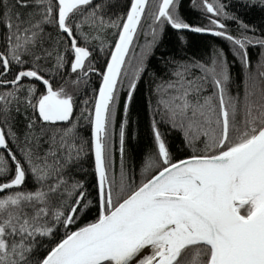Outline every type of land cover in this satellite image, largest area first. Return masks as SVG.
Listing matches in <instances>:
<instances>
[{"label": "snow or ice", "instance_id": "obj_1", "mask_svg": "<svg viewBox=\"0 0 264 264\" xmlns=\"http://www.w3.org/2000/svg\"><path fill=\"white\" fill-rule=\"evenodd\" d=\"M178 3L129 0L113 19L108 0H0V264H264V60L252 71L248 54L249 46L264 49V36L247 35L239 21L240 35L228 32L219 18L237 17L221 0H201L210 26L187 22ZM148 18L153 37L168 25L230 41L248 82L234 89L222 51L173 62L155 89L154 150L137 183L115 164L112 121L125 58ZM110 29L100 86L76 116L70 88L98 71L92 43L103 44ZM143 70L128 84L125 115ZM81 119L90 139L80 135ZM161 125L180 132L193 154L175 158ZM89 152L91 199L78 177ZM93 204L95 219L77 226Z\"/></svg>", "mask_w": 264, "mask_h": 264}, {"label": "trees", "instance_id": "obj_2", "mask_svg": "<svg viewBox=\"0 0 264 264\" xmlns=\"http://www.w3.org/2000/svg\"><path fill=\"white\" fill-rule=\"evenodd\" d=\"M225 5V12L228 15L237 17V20L225 19L220 17L223 23L227 25V30L233 36H239L241 29L239 22L248 25L249 31L246 33L249 36L257 37L264 36V4L260 0H221ZM108 13L113 19L117 16H122L127 10L129 0H108ZM155 10L154 6L151 8ZM177 11L190 24L197 26H210L207 16L201 7V0H179ZM152 20L150 18L142 21L136 36L133 40L129 54L126 58L123 69L128 67L129 72L132 69L135 58L142 49L143 55L141 61L134 69V74L139 67H143V72L140 73L139 80L136 81L137 89L133 96L132 104L129 107L128 113L125 115L122 111L126 92L123 93L120 101L118 124H116L115 132H119V127L122 120H127L125 151L123 155V165L129 175L137 182H141L145 176L144 161L146 157L153 152L154 142L151 131V119L154 115L153 109L156 106V86L161 83L162 79H166L168 71L173 62H187L190 60L209 61L218 51H222L227 58L230 66V72L233 81H235L234 89L243 90L247 84L248 71L242 68L238 58L233 54V45L230 41L221 37H211L206 35H197L191 32H178L168 25H164L163 30H158L155 36V41L152 46L149 44L145 48L142 46L147 43L143 34L145 30L152 32ZM116 29H110L104 43L93 41L92 47L95 51L92 53V63L98 70L91 73L85 78L87 83H82L78 89H71L75 95V102L79 106L75 112L79 116L80 109L85 107L83 101L89 100L88 107H91L93 99L101 83L100 73L106 67L109 60V53L112 51L110 45L114 41V36L110 33ZM55 35V32L53 33ZM141 34V35H140ZM181 36L183 39H181ZM58 38V37H57ZM62 47V46H61ZM103 48V51H101ZM264 52L259 45L249 46L248 54L252 64V71L258 66L260 60H264L261 53ZM63 72H69L67 67L62 69ZM131 76L129 82L133 79ZM59 79V77H56ZM128 81V80H127ZM159 119V117H157ZM116 121V123H117ZM24 127L23 117L19 118L17 131L22 132ZM80 135L85 139H90V126L86 121H80ZM161 131L165 134L170 150L177 159L187 158L192 155V151L185 147L183 137L180 132L171 130L167 125H161ZM115 149V148H114ZM114 159H119L120 153L114 152ZM86 172L78 173V177L83 179L90 192V199L95 197L96 190L93 187L95 176L93 172L94 159L92 154L85 158L83 162ZM97 215L96 206L93 204L90 211L81 216L79 225L86 224L95 219Z\"/></svg>", "mask_w": 264, "mask_h": 264}, {"label": "rangeland", "instance_id": "obj_3", "mask_svg": "<svg viewBox=\"0 0 264 264\" xmlns=\"http://www.w3.org/2000/svg\"><path fill=\"white\" fill-rule=\"evenodd\" d=\"M139 29V28H138ZM141 35V34H140ZM143 36L147 39V40H145L147 43H145V45L144 46H142L143 48H145L146 46H148L149 44L152 46V44L154 43V41H155V37H153V35H152V32H151V30H150V32H149V30L147 31V30H145V33L143 34ZM143 55V51H142V49L140 50V52L138 53V57H136L135 58V62H134V65H133V67H132V69L130 70V72H129V69H128V67H126V69L124 70H122V76H121V80L123 81V83H122V87H123V90L125 91V92H127V88H128V84H129V80L131 79V76L134 74L133 72H134V69H135V67L137 66V65H139V63H140V61H141V56ZM128 80V81H127ZM124 118H125V114H124ZM115 127H116V122H115V117H114V119H113V121H112V151H113V155H114V152L116 153H120L119 152V147H120V145H119V132H115ZM115 148V149H114ZM120 155V154H119ZM114 161H115V164H116V166L117 167H119V165L121 164V163H123V161H121V158H120V156H119V159H114Z\"/></svg>", "mask_w": 264, "mask_h": 264}, {"label": "flooded vegetation", "instance_id": "obj_4", "mask_svg": "<svg viewBox=\"0 0 264 264\" xmlns=\"http://www.w3.org/2000/svg\"><path fill=\"white\" fill-rule=\"evenodd\" d=\"M93 73H95V72H93ZM123 73V72H122ZM91 74V73H90ZM90 74H89V76H90ZM88 76V77H89ZM122 76V75H121ZM87 78V77H86ZM125 91L123 90V87H122V85H120V84H118V93H117V102H116V106H115V122L118 120V118L120 117L119 116V109L121 110V108H120V101H121V97H122V95H123V93H124ZM116 124H118V121H117V123ZM115 155V154H114ZM114 155H113V157H114Z\"/></svg>", "mask_w": 264, "mask_h": 264}, {"label": "water", "instance_id": "obj_5", "mask_svg": "<svg viewBox=\"0 0 264 264\" xmlns=\"http://www.w3.org/2000/svg\"><path fill=\"white\" fill-rule=\"evenodd\" d=\"M138 31V30H137ZM183 32H190V31H183ZM191 33H193V32H191ZM194 34H197V35H206V36H211V37H216V36H213V35H211V34H207V33H194ZM135 38V37H134ZM134 40V39H133ZM132 46V45H131ZM131 48V47H130ZM113 50V49H112ZM129 51H130V49H129ZM129 54V53H128ZM128 56V55H127ZM127 56H126V58H127ZM126 58H125V61H126ZM109 59H110V57H109ZM123 70V69H122Z\"/></svg>", "mask_w": 264, "mask_h": 264}]
</instances>
